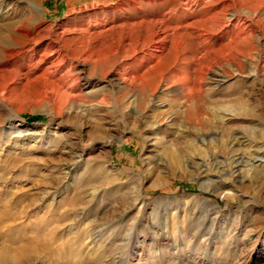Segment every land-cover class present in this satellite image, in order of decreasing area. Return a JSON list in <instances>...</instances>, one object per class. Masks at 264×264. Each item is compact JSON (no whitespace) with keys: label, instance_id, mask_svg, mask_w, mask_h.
I'll return each instance as SVG.
<instances>
[{"label":"rangeland","instance_id":"374dc122","mask_svg":"<svg viewBox=\"0 0 264 264\" xmlns=\"http://www.w3.org/2000/svg\"><path fill=\"white\" fill-rule=\"evenodd\" d=\"M28 1L48 39L104 29L103 61L50 94L0 58V264H264V0H186L141 91L161 0Z\"/></svg>","mask_w":264,"mask_h":264},{"label":"bare ground","instance_id":"6f19581e","mask_svg":"<svg viewBox=\"0 0 264 264\" xmlns=\"http://www.w3.org/2000/svg\"><path fill=\"white\" fill-rule=\"evenodd\" d=\"M34 1H38V0H34ZM141 1L145 2L146 4L155 3V5L157 2L155 0H141ZM188 1L191 3H195V1L197 0H188ZM199 1H201V4L203 5L209 0H199ZM158 2L159 3L157 7L163 9L168 8L167 11H164L163 13H156V11L151 12L152 10L151 9L150 13H148L149 15L148 16L146 15L147 17L135 22V24L137 25L143 22L145 24H150V25L156 24L157 29L156 30L150 29L151 32L148 31V36L146 37V39H144L141 42L142 44L141 46L145 45V47L143 48L140 47L142 49L137 50L136 47H131L132 45L130 46L131 52L130 51L129 52L131 53L132 62L138 65V67L127 70V67L123 65V79L122 77L119 78V82L123 81L122 83L124 82L126 83V80L128 79L131 82L130 84V86L132 87L131 89H135L137 91H141V88L143 89V87H141V85L137 84L136 82V80L140 78V76L138 75V71H140L139 69H141V65L139 63L138 64L135 63V61L139 60L141 54H144V56H148L151 53L153 54L163 50L168 42L169 35L167 31L170 30L168 29V27H169V22H171L170 20L173 18L172 16L174 14L176 15V13L179 14L185 13V11L187 10L186 9L187 7L183 8V5L186 4V0H161ZM168 4H171V6ZM167 5L168 7H166ZM114 8H118V7L117 6L112 7V9ZM36 14L37 13L35 11V6L28 0H0V26H4L3 23L5 22L6 24L10 23L12 25L13 23L11 22L14 23L16 22V24H14L12 28L5 26H4L5 28L0 27V31L3 35L2 37H0V54L2 55V57L0 58H2V60L4 59L1 62V66L8 64L10 61H12L15 64V62H17L18 60L22 61L25 59L26 61L29 62V66L32 65L31 62H33L35 66L39 65V67L37 66L38 69L35 67L38 70V76L36 78H40L42 80L44 89L50 87L49 88L50 90H48L50 91V94H55L60 92L63 88H65L66 79L67 77L70 76L71 72H74V70L76 69L78 71L84 69L86 64H91L96 66L103 61V59H101L100 57H101V51H103L102 49L104 46L101 47L103 42L100 37H102L101 35H103L102 33H104L105 30L94 29L90 31L88 28H86L80 31H73L72 35H70L69 37H65V39H63L64 37L63 38L60 37V42H59V39L56 36L57 33L55 34L54 38L48 39L47 37H45L47 28L46 27L40 28L41 25L37 23V20L36 22L32 20V17L36 16ZM213 15L211 16L213 17ZM208 17L209 16H207L206 18ZM160 24L162 25L161 30L159 29ZM96 37L98 38L97 40L95 39ZM93 40L96 41L92 43ZM35 42H39V43H37V48L33 49L32 44ZM177 44L178 43L172 44L173 45L172 48L175 51H177V53L178 52L180 53L184 50V48L183 46L181 47L179 46V44L178 45ZM123 48L125 49L127 47L123 45ZM129 52L127 51V53ZM113 56L115 58L118 57V53L116 52V50L113 52ZM73 62H77L79 65L75 66ZM63 68H65V70L63 71V73L59 74L58 72L63 70ZM132 71H134L135 73H132ZM14 72L15 75L20 74L18 69H16ZM171 76L175 78L177 76L176 72L172 73ZM48 77H50V79H47ZM176 78L179 79L178 76ZM182 79L180 78L179 81ZM179 81L178 83L180 84L181 81L180 82ZM64 90H63L64 95L65 97H67L69 93H67L66 91L68 90L67 89L65 91ZM181 92L183 91L181 90ZM70 99H72V97ZM62 100L64 99L62 98ZM76 100L77 99H75V101ZM18 132L21 133L20 130ZM93 191L96 192V189L93 188ZM171 241H172L171 244L175 246L176 244L175 234L174 235L171 234Z\"/></svg>","mask_w":264,"mask_h":264},{"label":"water","instance_id":"95a60500","mask_svg":"<svg viewBox=\"0 0 264 264\" xmlns=\"http://www.w3.org/2000/svg\"><path fill=\"white\" fill-rule=\"evenodd\" d=\"M197 188H198V189H201L200 187H197ZM201 190H203V189H201ZM206 191H208V192H209L210 190H206Z\"/></svg>","mask_w":264,"mask_h":264}]
</instances>
